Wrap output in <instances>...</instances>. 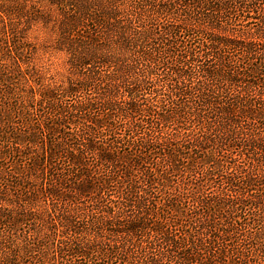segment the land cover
<instances>
[{
    "label": "trees",
    "instance_id": "trees-1",
    "mask_svg": "<svg viewBox=\"0 0 264 264\" xmlns=\"http://www.w3.org/2000/svg\"><path fill=\"white\" fill-rule=\"evenodd\" d=\"M26 259L264 264V0H0V264Z\"/></svg>",
    "mask_w": 264,
    "mask_h": 264
},
{
    "label": "rangeland",
    "instance_id": "rangeland-1",
    "mask_svg": "<svg viewBox=\"0 0 264 264\" xmlns=\"http://www.w3.org/2000/svg\"><path fill=\"white\" fill-rule=\"evenodd\" d=\"M54 39L55 34L49 28L45 29L41 25L27 28L26 41L32 53L29 56V65L40 74V77L34 75L35 80H40L37 84L43 82L55 87L66 82L65 55L54 50ZM22 67L27 68V64ZM17 233V238L24 240L27 236V226L20 227ZM24 264H27V259Z\"/></svg>",
    "mask_w": 264,
    "mask_h": 264
}]
</instances>
